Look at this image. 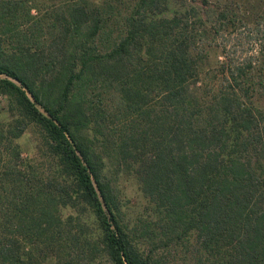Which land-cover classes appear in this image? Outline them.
Returning a JSON list of instances; mask_svg holds the SVG:
<instances>
[{"label": "trees", "instance_id": "1", "mask_svg": "<svg viewBox=\"0 0 264 264\" xmlns=\"http://www.w3.org/2000/svg\"><path fill=\"white\" fill-rule=\"evenodd\" d=\"M190 1L209 4L0 0L13 111L0 123V264H162L157 243L190 264H264V13L239 26L232 4L177 9ZM32 128L40 162L19 142ZM108 157L149 200L154 229L138 237L153 249L122 217Z\"/></svg>", "mask_w": 264, "mask_h": 264}, {"label": "rangeland", "instance_id": "2", "mask_svg": "<svg viewBox=\"0 0 264 264\" xmlns=\"http://www.w3.org/2000/svg\"><path fill=\"white\" fill-rule=\"evenodd\" d=\"M226 4H232L234 6V13L237 15L239 26L243 23H248L249 26L261 19L264 13V0H209L208 5H201V2L188 3L187 7H177L179 10L184 9H197L196 12H192V16H196V13H201L205 17L215 16L217 12ZM227 6V5H226ZM207 16V17H208ZM204 17V18H205ZM212 24H214L212 22ZM209 27V26H208ZM210 28V27H209ZM210 60L214 67H218L219 61L223 60L221 49H217L210 53ZM218 56V57H217ZM219 61H218V60ZM95 99H97L95 97ZM104 105H107V114L114 116L119 114V110L113 108L115 105L110 98V95H105ZM98 100V99H97ZM122 116V114H120ZM13 116V111L9 109V103L6 96H0V123L8 121ZM116 121V129L123 126L122 120ZM112 122V121H111ZM113 126V122L110 124ZM19 142L22 145L23 156L31 161L40 162L43 160V156L39 149L40 140L39 133L36 128L29 130ZM106 171L109 178L113 181L115 193L121 206L122 217L130 229H133L136 234V239L140 243L143 250L148 251L154 248V245L150 242L149 237H138V234L144 233V226L150 224L147 228L154 229V218L151 214L152 209L149 208V200L143 194L140 184L136 177L127 170L126 166L119 164L115 158L108 157L106 163ZM67 213L69 211H66ZM151 227V228H150ZM159 246L154 251L159 255L162 264H190L189 258L186 257L187 251L181 245L163 246L157 243Z\"/></svg>", "mask_w": 264, "mask_h": 264}]
</instances>
